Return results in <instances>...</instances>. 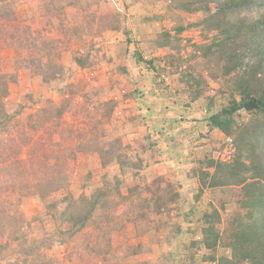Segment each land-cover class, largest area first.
I'll return each mask as SVG.
<instances>
[{
    "label": "rangeland",
    "instance_id": "obj_1",
    "mask_svg": "<svg viewBox=\"0 0 264 264\" xmlns=\"http://www.w3.org/2000/svg\"><path fill=\"white\" fill-rule=\"evenodd\" d=\"M189 1L14 0L35 30L28 48L36 32L60 38L64 70L17 68L19 50L0 42L3 68L17 69L0 121V224L24 236L0 264H264V111L238 109L237 89L254 55L229 69L264 3L223 0L234 9L210 19ZM52 178L62 186L49 190ZM92 193L80 224L89 205L72 201Z\"/></svg>",
    "mask_w": 264,
    "mask_h": 264
},
{
    "label": "trees",
    "instance_id": "obj_2",
    "mask_svg": "<svg viewBox=\"0 0 264 264\" xmlns=\"http://www.w3.org/2000/svg\"><path fill=\"white\" fill-rule=\"evenodd\" d=\"M252 1L253 0H234V5L232 6L234 8H245L251 5ZM212 2L213 0H191L185 5V7L188 11H205L208 13L207 16L210 19H212V17H216L223 9H234L231 5H228L227 1L220 0L216 3L215 11L210 12V4ZM261 3H264V0ZM212 23H215L216 27L219 29L218 21H213ZM241 25L243 28L241 27L240 30L238 28V30L240 31L242 39L235 42V47L232 49L234 53H239V57L235 63H233V65L229 66V69L233 70L238 66L242 67L243 60L248 55H254L255 58L251 60L250 64L247 65L246 68L243 69L244 76L241 77V80L237 85V89L240 91V103L238 105V109L242 108L249 111H264V83L262 79L258 77V74H261V71L262 74H264V16L252 21L244 20ZM231 29V27L227 30L222 29V32H226L228 34L231 32ZM34 32L35 30L31 29L30 25L22 26V24L18 21L14 8V0H0V42L2 45H4V47L15 48L16 50H19V58H21V60H19V66H17V68L20 66H25V63L28 60L30 61L31 58V61L36 60L38 62L37 67L42 69L40 71L43 74L44 79H55L57 76L61 75L64 70L60 59L61 52L57 47L58 43H61L60 38L50 36L44 32H36V41L39 45V47L35 48L39 51V53L36 55V50L30 49L27 46V43H29L28 45L31 47L30 44H32L35 39ZM84 36V34L83 36H66L64 38L66 40L63 41H65L67 45L76 44L78 47L79 44L85 43L86 40ZM228 45L230 44H227V47H230ZM81 50L82 48H76L73 51L74 59L79 65L83 64ZM33 55L37 58H35ZM21 63H23V65H21ZM16 71L17 69H15L14 72L6 71L1 64L0 58V121L9 117L4 101L6 100L9 93V84L13 82V79L17 76ZM220 120L221 119H218L217 114L211 115L209 117L211 125L219 127L223 126V123ZM262 153L264 154V151ZM16 162L19 163L18 175L24 176V174H26V172L29 170L28 165L23 164L26 163V161L21 160L20 163L18 159H15L14 163ZM53 166L54 165H52V167ZM263 179L264 178H261V180ZM239 181L240 183L242 182L241 180ZM48 185L50 186L49 190H56L62 186V183L60 184L57 180L52 178L48 180ZM213 185L215 184H210V186ZM72 202H75L76 209H79L81 203L84 202H87L89 205V210H87L85 215L81 217V224L94 210L97 198L95 197V193H92L89 197L81 196L78 199H73ZM6 218H8L6 213H0V219L3 220ZM10 218L9 220H14L13 217L11 219ZM74 224H76V222H74L72 225ZM15 228L17 230H8V228L6 229V227L0 224V262L6 259V256L11 253L10 245L12 242L20 240L21 243L24 241L23 231H21L22 229L20 230V226L17 225ZM32 251L33 250L31 249V246H28L25 250H21L20 253H23V255L28 257L30 254L29 252L32 253Z\"/></svg>",
    "mask_w": 264,
    "mask_h": 264
},
{
    "label": "crops",
    "instance_id": "obj_3",
    "mask_svg": "<svg viewBox=\"0 0 264 264\" xmlns=\"http://www.w3.org/2000/svg\"><path fill=\"white\" fill-rule=\"evenodd\" d=\"M148 109L146 108L145 109V111L146 112H148V116L149 117H153L155 114L154 113H152V110H151V106L150 105H148ZM202 122H204L206 125H207V121H193V125L195 126V127H197V126H200L201 124H202ZM153 127H149V128H147V133L149 134V133H154V131H153V129H152ZM155 147V149H154V151H157L156 153H155V155H154V159H156L157 157H159L158 156V152H159V150H158V148H156V147H158L157 145H154Z\"/></svg>",
    "mask_w": 264,
    "mask_h": 264
},
{
    "label": "built area",
    "instance_id": "obj_4",
    "mask_svg": "<svg viewBox=\"0 0 264 264\" xmlns=\"http://www.w3.org/2000/svg\"><path fill=\"white\" fill-rule=\"evenodd\" d=\"M227 154H228L227 156L230 157V155L232 154V152L229 150V151H227Z\"/></svg>",
    "mask_w": 264,
    "mask_h": 264
}]
</instances>
